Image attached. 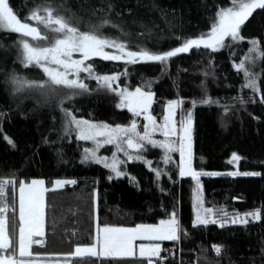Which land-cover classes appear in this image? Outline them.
<instances>
[{"label": "trees", "instance_id": "trees-1", "mask_svg": "<svg viewBox=\"0 0 264 264\" xmlns=\"http://www.w3.org/2000/svg\"><path fill=\"white\" fill-rule=\"evenodd\" d=\"M9 2L24 16L42 0ZM51 2L82 30L107 15L113 23L103 25L102 32L128 41L130 47L146 45L167 50L178 46L186 34L206 30L217 0ZM109 3L111 9L107 7ZM226 3L230 5V0ZM241 33L248 38H261L264 50V10L256 9L245 21ZM16 37L0 32V111L9 113L3 118V133H0V177L15 175L26 180H45L48 189L45 193V236L34 237L43 242L31 246L33 254L74 252L78 244L94 243L98 223L123 227L157 224L166 219L175 206L186 232H181L179 240L162 244V250L181 251L179 260L176 255L169 264H264V217L259 221L249 218L245 225L193 226L194 184L191 178L180 177L173 171L171 180L168 175L157 180L143 163H132L127 165V176L112 180L108 179L105 169L82 164V145L75 138L64 136L60 110L55 112L53 105L37 104L23 94L13 95L6 90L5 77L13 68L34 76L40 73L39 69L23 68L20 64L16 58V44L12 43ZM247 48L246 41L219 51L201 45L187 53H178L167 66L153 61L128 64V74L121 75L120 79L121 85L130 87L151 80V90L155 93L153 113L159 120L168 100L185 98L182 108H191L194 113V163L198 170L236 171L232 162L235 152L240 157L237 161L240 171L260 173L252 177L203 179L206 206H226L229 212H243L264 205V101L242 90L243 78L233 67V62L239 61ZM93 60L98 62L100 72L121 71L125 64L97 57ZM260 73L259 84L261 95H264V57ZM202 97L218 99L219 103L191 105L193 98ZM64 107H72L76 115L85 119L109 124L127 123L133 118L126 110L116 107L114 98L97 91L75 97ZM4 133L12 138L15 147L4 138ZM57 178L75 179L76 183L51 189ZM161 188L166 190L161 191ZM236 197L239 199H234ZM3 199L9 205L5 213L6 230L15 240L19 226L18 187L13 192L9 185ZM215 243L223 245L220 254L212 249ZM70 260L71 264H147L148 261L137 256H74Z\"/></svg>", "mask_w": 264, "mask_h": 264}, {"label": "snow or ice", "instance_id": "snow-or-ice-1", "mask_svg": "<svg viewBox=\"0 0 264 264\" xmlns=\"http://www.w3.org/2000/svg\"><path fill=\"white\" fill-rule=\"evenodd\" d=\"M107 7L111 9L112 5L109 3ZM213 7L215 11L209 17L210 26H207L206 30L186 34L178 46L162 50L146 45L130 47L128 41L102 32L100 29L103 25L113 23L107 15L101 17L97 24L82 30L72 22L70 16L59 12L51 0H42L41 3L35 4L24 16L14 10L9 0H0V29L19 34L12 41L19 49L16 58L23 68L41 70L39 75L34 76L13 68L5 77L6 90L13 95L24 91H35L46 100L58 97V107L63 113L61 123L63 133L70 137L71 133L75 132L79 140L93 142V147L83 149L81 161L103 164L117 177L126 175V171L120 168V164L124 161H121L117 155V153H123L128 161H143L151 168L157 180L166 172H169L168 178L171 180L169 169L153 167L152 160L143 153L148 150L149 145L159 147L163 149L159 158L165 165H169L173 160L172 153L178 152V175L191 177L195 181L193 226L209 223H216L221 227L229 223L245 225L249 218L259 221L264 217V205L243 212L239 210L229 212L226 206H205L201 176H216L221 173L206 172L202 168L197 170L193 167L191 108L180 120L179 131L174 120L175 109L182 108L185 98L168 100L167 113L163 116V122L157 123L150 110L155 96L151 90L150 79L142 81L141 85L133 88L113 86L120 81L121 75L128 74V64L149 61L167 64L178 53H187L194 47L200 48L203 45L204 48L215 51L226 46L230 47L233 41L248 39L250 47L247 48V54L239 62L234 61L233 66L243 71L246 86L258 92L260 90L259 74L250 71L245 66V61H254L256 58L254 53L264 57L261 38L246 37L241 33V26L256 9L264 10V0H230V5L226 3V0H217ZM128 11L130 12L131 9ZM116 26L119 27V25ZM147 31L150 32L151 29ZM226 38L230 39L226 40ZM106 49H115V51ZM96 57L104 61H124L125 64L121 71L100 72L97 69L98 62L92 59ZM81 73L87 75L82 77ZM88 79H95L98 82L97 87H104L116 93L119 97L117 106L127 108L134 118L127 123L109 124L105 121L85 119L83 116L76 115L72 107H64L65 100H70L84 91L93 90L86 82ZM260 99L264 101V95H261ZM197 103H219V100L212 97L191 100L193 107ZM7 115H9L8 112L0 111V133H3L2 121ZM138 116H143L146 121L142 130L138 127L140 121L135 118ZM156 132H160L163 139H156L154 137ZM4 138L15 147V142L6 133ZM104 145L113 146L111 157L98 154L99 148ZM232 157L233 163L240 159L235 152L232 153ZM230 174L235 176L238 173L233 171ZM241 174L260 175L259 172L247 171ZM131 178L135 180V177ZM108 179H112V176L109 175ZM75 183V179L57 178L52 187L59 188L65 184ZM9 185L13 192L18 187L19 226L15 240L6 231L5 213L9 205L3 198ZM47 190L45 180L42 178L26 180L15 175L0 177V264H71V257L79 256L85 251L93 256H131L134 254L133 240L137 236L177 241L181 237V232H186L173 206L168 217L161 219L159 224H137L134 228H129L108 223L101 226L98 223L94 243L78 244L74 252L33 254L31 246L43 242L34 237L45 236V192ZM165 190L161 188V191ZM15 213L16 209L13 206V215ZM222 247L220 243L213 245L217 254L221 252ZM140 256L149 257L147 264H154L151 257L161 256V245L159 243L141 244Z\"/></svg>", "mask_w": 264, "mask_h": 264}, {"label": "rangeland", "instance_id": "rangeland-1", "mask_svg": "<svg viewBox=\"0 0 264 264\" xmlns=\"http://www.w3.org/2000/svg\"><path fill=\"white\" fill-rule=\"evenodd\" d=\"M35 23V22H34ZM243 26V25H242ZM242 26H241V28H242ZM109 27V26H108ZM110 28H112L111 26H110ZM0 32H6V33H12V34H15L16 36H18L19 34H16V33H14V32H12L11 30H3V29H0ZM228 39H230V38H226V40H228ZM247 42L248 43V47H250V42H249V40H244V41H233V42H231V46H239V45H241V44H243L244 42ZM227 47V46H226ZM226 47H224V48H226ZM224 48H220V49H218V50H215V51H219V50H222V49H224ZM15 49H16V54L18 55V52H19V49L17 48V46H15ZM106 50H108V51H115V49H106ZM247 54V49H246V51H245V53L241 56V59H243V57H244V55H246ZM76 55H79V54H76ZM256 58L254 59V61H245V66L246 67H248L249 68V70L250 71H252V72H255V73H258L259 74V79H258V82H259V80H260V62H261V56H257L255 53L253 54ZM97 58H99V57H97ZM93 59V58H92ZM240 59V60H241ZM170 61V60H169ZM169 61L167 62V64L169 63ZM116 62H122V63H125L124 61H116ZM153 62H156V63H160V64H162L163 66H167V64H164V63H161V62H159V61H153ZM235 62H239V61H235ZM234 67V66H233ZM37 69V68H36ZM234 69L238 72V73H240L241 74V76H242V78H243V86H242V90H244V91H247V92H249V93H251L252 95H255V96H257V97H260L261 96V89L258 91V92H254L252 89H250V88H248L247 86H246V84H245V82H244V74H243V71L242 70H237L235 67H234ZM41 71V70H40ZM87 74L86 73H81V76L83 77V76H86ZM120 79H121V77H120ZM86 82L89 84V87L91 88V89H93L92 91H84V92H82L81 94H79V95H76V96H74L73 98H75V97H79V96H81V95H84V94H92V93H94V92H98V93H100V94H102V95H104V96H106V97H112V98H114L115 99V102H116V107L119 109V110H126L132 117H133V114L127 109V108H120V107H118L117 106V102H118V100H119V97L117 96V94L116 93H114V92H110L109 90H107L106 88H104V87H97V81L95 80V79H88V80H86ZM113 86L114 87H116V86H119V87H129V88H133V87H130V86H124V85H121V83H120V81L119 82H117V83H114L113 84ZM145 90H147V89H145ZM20 94H23L24 96H25V98L27 99V100H31V101H33L34 100V102L35 103H37V104H41V105H53V111H59L60 110V108L58 107V97H53V98H51V99H49V100H46L43 96H41L38 92H35V91H24V92H21ZM61 94H63V93H61ZM73 98L72 99H70V100H65L64 101V104L67 102V101H71V100H73ZM154 103H155V96H154V98H153V103H152V105H151V112H152V114H153V116L156 118V120H157V123H162L163 122V116L167 113V108L165 107V112H164V115L162 116V118L159 120V119H157V117L154 115V113H153V107H154ZM56 106V107H55ZM58 108V109H57ZM186 109H184V108H176L175 109V112H174V120H175V122H176V124H177V130L179 131L180 129H179V122H180V120L182 119V117H183V115H186ZM60 112H61V110H60ZM62 118H63V113L61 112V121H62ZM134 118V117H133ZM136 119H138L139 121H140V123H139V125H138V127L142 130L143 129V124L146 122L145 121V119H144V117L143 116H138V117H135ZM192 119H193V130H192V153H193V157H192V161H193V167L194 168H196V166H195V163H194V151H195V141H194V113H193V110H192ZM64 134V133H63ZM64 136H67V137H69L67 134H64ZM70 137H73V138H75V140L76 141H78L81 145H82V152H83V149L85 148V147H93V142L92 141H83V140H79L77 137H76V133L75 132H72L71 133V136ZM154 137L156 138V139H163V136H162V134L160 133V132H156V133H154ZM148 147V150L146 151V152H144L143 154L144 155H146L149 159H151L152 160V165H153V167H160V168H167V169H169L170 170V174L173 172V171H175L177 174H178V167H177V165H178V161H179V153L178 152H173L172 153V156H173V160H172V162H171V164H169V165H165L164 164V162H163V160L162 159H160L159 157H160V155H162V153H163V149H160L159 147H152V146H147ZM114 150V148H113V146L112 145H104V146H102V147H100L99 148V150H98V154L99 155H104V156H108V157H111V152ZM117 155L119 156V158L121 159V161H124V163H121L120 164V168L122 169V170H125L126 171V175L125 176H127L128 175V172H127V165L128 164H132V163H143L149 170H151V168H149L143 161H128L127 160V158L124 156V154L123 153H117ZM233 160V159H232ZM80 162L82 163V164H85V165H89V166H93V165H96V166H99V167H101V168H103V169H105L107 172H108V174L109 175H111L112 176V180H118V179H122V178H124L125 176H120V177H117V176H115V174L111 171V169H109V168H106V167H104V165L103 164H99V163H96V162H94V161H89V162H82L81 161V159H80ZM235 164V166H236V171L235 172H237L238 174L237 175H235V176H233V175H231L230 173L231 172H233V171H228V172H224V171H221V172H219V173H221L220 175H216V176H207V175H202L201 176V181H202V184L204 183V178L205 177H224V176H229V177H238V176H243V177H252V176H257V175H243V174H241V173H243V172H246V171H240L239 170V165H238V163L236 162V163H234ZM197 169V168H196ZM198 170V169H197ZM152 171V170H151ZM153 172V171H152ZM210 172V171H209ZM164 175H169V172H166V173H164V174H162L161 175V177L162 176H164ZM160 177V178H161ZM188 178H191V177H188ZM192 182H193V184H194V186H193V188L195 187V181L194 180H192ZM66 185V184H65ZM64 185V186H65ZM46 186V185H45ZM63 186V187H64ZM63 187H59V188H53V187H51V189H55V190H57V189H61V188H63ZM46 188H47V186H46ZM46 193V192H45ZM203 196H204V201H205V191H204V185H203ZM193 205H194V200H193V197H192V207H193ZM205 206H206V203H205ZM207 207V206H206ZM194 216H195V212H194V207H193V219H194ZM160 222V221H159ZM159 222L157 223V224H159ZM209 224H213V223H209ZM208 225V224H207ZM196 226H199V225H196ZM135 226H133V227H129V228H134ZM7 231V230H6ZM38 238H40V237H38ZM166 242H172V241H170V240H154V239H150V238H148V237H144V236H137V237H135V239L133 240V252H134V254L133 255H131V256H140V245L141 244H145V245H149V244H154V243H159L160 245H161V250H162V244L163 243H166ZM101 251H102V249H100ZM79 256H93L90 252H82V254L81 255H79ZM126 257H130V256H126Z\"/></svg>", "mask_w": 264, "mask_h": 264}, {"label": "built area", "instance_id": "built-area-1", "mask_svg": "<svg viewBox=\"0 0 264 264\" xmlns=\"http://www.w3.org/2000/svg\"><path fill=\"white\" fill-rule=\"evenodd\" d=\"M176 255L179 260V258L181 257V253L179 251L165 249L163 254L158 259H153L152 261L154 262V264H169L170 261H174Z\"/></svg>", "mask_w": 264, "mask_h": 264}, {"label": "crops", "instance_id": "crops-1", "mask_svg": "<svg viewBox=\"0 0 264 264\" xmlns=\"http://www.w3.org/2000/svg\"><path fill=\"white\" fill-rule=\"evenodd\" d=\"M96 256H100V257H105V256H101V255H96ZM115 257H117V258H122V257H126V256H115ZM130 257H136V256H130ZM137 257H141V258H147V259H149V257H147V256H144V257H142V256H137ZM151 258H157V257H151Z\"/></svg>", "mask_w": 264, "mask_h": 264}, {"label": "bare ground", "instance_id": "bare-ground-1", "mask_svg": "<svg viewBox=\"0 0 264 264\" xmlns=\"http://www.w3.org/2000/svg\"><path fill=\"white\" fill-rule=\"evenodd\" d=\"M171 249V248H170ZM212 249H213V246H212ZM180 253H181V251L180 250H178ZM213 251H214V249H213ZM215 253V252H214ZM215 254H217V253H215ZM220 254V253H219Z\"/></svg>", "mask_w": 264, "mask_h": 264}, {"label": "water", "instance_id": "water-1", "mask_svg": "<svg viewBox=\"0 0 264 264\" xmlns=\"http://www.w3.org/2000/svg\"><path fill=\"white\" fill-rule=\"evenodd\" d=\"M109 257H111V256H109Z\"/></svg>", "mask_w": 264, "mask_h": 264}]
</instances>
